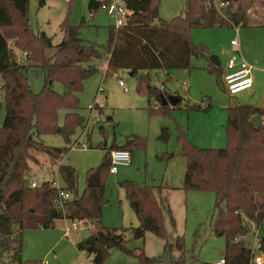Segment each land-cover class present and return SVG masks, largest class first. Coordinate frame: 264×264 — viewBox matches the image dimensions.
<instances>
[{
    "label": "trees",
    "instance_id": "trees-1",
    "mask_svg": "<svg viewBox=\"0 0 264 264\" xmlns=\"http://www.w3.org/2000/svg\"><path fill=\"white\" fill-rule=\"evenodd\" d=\"M131 14L126 24L115 29L110 26L107 52L101 53L98 46L81 38L77 27L72 26L67 16L59 25L62 39L55 47L45 32H34L28 22L29 0H0V78L3 102L0 110L4 117L0 126V251L9 254L8 263L25 264L22 260L21 233L26 229L50 228L56 219L86 220L91 226L89 236L76 243L78 250L91 256L93 264H102L110 248L125 249V232L133 239H142L146 232L164 240L163 252L173 249L180 254L170 264H185L184 240L177 235L169 242L164 226V212L171 213L164 190L165 185H138L132 180L120 182L126 198L138 219V225L128 228H109L101 222L104 205L102 169L109 172V153L112 149H127L132 154L134 137H127L121 145H112L96 169L99 184L86 187L80 196L73 194L76 171L69 165H59L58 173L65 181L64 189L73 198L62 206L54 199L56 188L48 181L30 188L24 175L29 170V161H35V152H45L51 159L60 160L68 147H49L40 140L46 132L66 136L75 126L82 125L83 118L76 113L79 107L78 93L84 80L98 68L96 63L107 58L106 74L118 70L132 72L138 77V92L159 103V95L166 94L149 83V72L162 70L166 77L173 69H190L193 57L207 59L205 47L192 41L191 31L207 27L249 28L255 25L264 28V22L250 21L246 9L233 1L218 7V1L184 0L183 13L170 20L159 15L160 0H123ZM264 6V1L262 2ZM44 6L45 0H38ZM101 9L99 0H88L92 13ZM13 46L27 51L23 62H18ZM55 48L51 55L45 50ZM208 71L220 69L208 61ZM39 70L44 77L40 91L33 92L27 82V72ZM54 82L63 85V92L53 88ZM181 101V98H180ZM180 101L176 104L178 105ZM160 104V103H159ZM157 105V104H156ZM151 106L150 113H168V105ZM59 108L67 110L64 125H58ZM259 114L261 125L255 127L250 118ZM227 145L224 148H200L192 145L184 133L178 135L180 154L185 160L183 190L207 191L214 194L217 211L215 233L226 238L223 257L227 264H251L253 252L249 246L235 245L237 237L244 236L249 228L244 219L256 226L264 221V108L250 104H237L227 108ZM158 138L166 142L167 127H161ZM173 156L157 155L168 160ZM89 177V176H88ZM260 249L264 250V237ZM135 255L139 264H162V256L150 257L140 250L127 251ZM28 263V262H27ZM41 263V262H40ZM30 261L29 264H40Z\"/></svg>",
    "mask_w": 264,
    "mask_h": 264
},
{
    "label": "rangeland",
    "instance_id": "rangeland-1",
    "mask_svg": "<svg viewBox=\"0 0 264 264\" xmlns=\"http://www.w3.org/2000/svg\"><path fill=\"white\" fill-rule=\"evenodd\" d=\"M264 0H235L233 9L241 6L251 22L259 24L264 22ZM184 0H160L159 15L162 19L170 20L183 13ZM67 16L69 23L77 27L82 39L98 46L101 53L107 52L109 28L113 26V18L105 9H100L91 16L88 10V0H45L44 6L38 5V0H29L28 22L34 32H45L52 39L55 47L62 39L59 25ZM84 18V21L82 20ZM236 27H207L195 28L191 31L192 41L205 47L207 57L220 56L223 68L227 54L232 52L230 41L242 43L246 53L253 48L264 57V28L242 29L243 39L235 32ZM240 28V27H239ZM12 40H9L10 43ZM13 42V41H12ZM11 47L15 57L23 50ZM45 50L51 55L55 48ZM231 54V53H230ZM106 58L98 60V68L83 82V89L78 93L79 107L76 113L87 119L90 104L95 101L102 103L104 108L95 114L100 122L94 123L90 133L82 129V125L75 126L66 136L62 133L46 132L39 137L49 147H68L67 152L58 159H51L45 152H35V161H29L27 174L37 175L38 182L57 180L60 186L65 181L58 173V166L69 165L76 171V185L73 194L80 196L87 185L89 172L96 169L105 153L113 144L121 145L127 137L136 139L132 146V162L127 166H120L116 173L111 174L102 169L101 180L104 186V205L102 207L101 222L109 228H128L138 225V219L133 212L124 187L120 182L132 180L138 185H165L164 190L167 203L174 218L172 226L170 217L164 212L163 221L169 242H174L177 235L184 240L183 256L185 264H201L203 260L215 259L217 249L215 242L225 240L224 235L215 236V222L217 211L214 208V194L207 191L181 189L185 160L180 154L181 143L178 135L184 133L189 142L200 148H224L227 145L226 122L227 108L237 104H250L264 108V73L255 68L251 70L256 76L254 88L229 95L221 78V71H208L205 67L208 62L203 57H193L190 69H173L168 77L163 71H150L149 83L152 87L165 86L163 90L181 98L178 105L169 106L168 113H150L154 104L160 105L156 100L150 99L143 92H138V77L130 75L126 70H118L128 91L119 86L115 73L106 74ZM218 67L220 70L221 68ZM27 82L33 92L41 90L44 77L37 71L27 72ZM186 81V86L183 82ZM0 78V86H1ZM102 86L104 91L99 92ZM53 88L63 92L60 82H54ZM3 91L0 88V103L3 102ZM67 110L59 108L57 112L58 125H64ZM4 117V110H0V126ZM262 123V122H261ZM161 127H167L169 138L166 142L158 136ZM110 152V149L108 150ZM172 153L166 160L159 159L157 155ZM58 206V205H57ZM59 207V206H58ZM249 230L244 236L237 237L232 243L249 246L253 252L263 256L264 250L257 246L258 238L264 237V221L256 226L244 219ZM78 223V222H77ZM69 219H56L50 228L26 229L21 233L22 260L29 264L47 260V264H93L87 256L81 254L72 243L66 245L62 240L64 228L70 226ZM79 230H71V236L83 239L90 235L92 229L89 223L79 224ZM125 249L110 248L102 264H139L138 258L127 251H144L150 257L162 256V264H170L171 259L179 257L176 250L163 252L164 240L146 232L144 238L133 239L130 233L125 232ZM62 240L63 249L55 247ZM65 241V242H64ZM65 244V245H64ZM60 250L58 251V249ZM57 254V257L54 255ZM9 254L0 251V264L8 263ZM28 262V263H27Z\"/></svg>",
    "mask_w": 264,
    "mask_h": 264
},
{
    "label": "built area",
    "instance_id": "built-area-1",
    "mask_svg": "<svg viewBox=\"0 0 264 264\" xmlns=\"http://www.w3.org/2000/svg\"><path fill=\"white\" fill-rule=\"evenodd\" d=\"M101 2V9H105L107 14H109L113 18V26L115 29L123 26L126 24L128 17L131 14V10H129L123 0H99ZM229 4L227 1H218V7H225ZM92 16V13H90ZM12 42V41H11ZM11 42L8 43L9 47H11ZM231 47L233 50L231 54L228 56L224 63L223 70L221 72V78L224 83V87L226 92L229 95H234L240 91L248 90L252 86V77H251V66L242 58L238 53V43L236 40L230 41ZM13 49V48H12ZM27 56V51H22V53L17 57L18 62H23ZM106 58V57H105ZM107 61V58H106ZM107 68V62L105 65V70ZM117 77V81L119 86L123 88L124 91H128V88L125 86V82L121 77H118L117 72H115ZM186 81L183 82V85L186 86ZM160 90H164L165 86L160 84L158 87ZM98 91L101 93L104 91L103 87L100 86ZM89 108V116L87 119L83 120L82 129L86 133H90L92 126L94 123L100 122V118L98 115L95 114V111L102 110L104 108L103 104L98 103L95 101L93 104L88 106ZM109 173L114 174L117 172L120 166H127L131 164L132 155L129 150L127 149H112L109 153ZM24 179L27 181V185L30 188H36L40 186L43 182H38L37 175L35 174H25ZM48 181L52 187L56 188L57 195L54 199V203L58 206H62L68 200L73 198V194L68 190L64 189L63 186H60L57 180L54 178L53 180H46ZM78 222V223H77ZM86 220H73L71 221L70 226H66L64 228V232L67 235L71 230H79L82 227L79 224H86ZM258 238L257 246L260 249L261 245V238ZM252 250V249H251ZM253 252V250H252ZM42 264H47V261H43ZM204 264H227L224 257H220L216 260L205 262ZM251 264H264V258L261 255L256 254L253 252V257Z\"/></svg>",
    "mask_w": 264,
    "mask_h": 264
},
{
    "label": "crops",
    "instance_id": "crops-1",
    "mask_svg": "<svg viewBox=\"0 0 264 264\" xmlns=\"http://www.w3.org/2000/svg\"><path fill=\"white\" fill-rule=\"evenodd\" d=\"M256 27H262V26H257V25H255V26H253V27H249V28H245V29H257ZM263 28V27H262ZM242 29L243 28H239V27H236L235 28V32H236V34L240 37V42H241V40L243 39V36H244V32H242ZM237 43H238V41H237ZM237 49H238V53H239V55L242 57V58H244L245 59V61L251 66V70L253 69V68H255L259 73H264V57L260 54V52L259 51H257L256 49H255V47L253 48V51H251L250 53H246L245 52V50H244V48L242 47V43H238V46H237ZM231 50H233V47H231ZM231 53V52H230ZM230 53H228L227 54V57H226V59L228 58V56L230 55ZM214 58H215V61H216V64H219V65H214L213 63V65L214 66H216V67H220L221 66V60H220V56H217V55H214ZM210 62V60L208 59V57H207V62ZM225 61L226 60H224V63H225ZM211 63V62H210ZM223 67H224V65H223ZM221 68V72H222V70H223V68L222 67H220ZM160 71V70H159ZM162 71V70H161ZM130 73V72H129ZM164 73V72H163ZM251 77H252V86H251V88H254V86H255V81H256V76H254V75H252V73H251ZM250 88V89H251ZM166 93V92H165ZM164 95H175V94H169V93H166V94H164ZM256 106V105H255ZM132 155V154H131ZM132 162V161H131ZM55 222V221H54ZM215 236H219L218 234H216V233H214L213 232V239H214V237ZM62 240H66V245H68V243H72L74 246H75V248L77 249V247H76V243L78 242V241H80V240H82V239H77V238H74V237H72L71 236V233L69 232L67 235L65 234V232H63V235H62ZM62 240H60L58 243H56L55 244V247H56V249H57V247H60L61 246V248L63 249L65 246H63V244H62ZM237 240V239H236ZM215 244H216V249H217V255L215 256V259H211V260H203L202 262H201V264H204L205 262H208V261H212V260H216V259H218V258H220V257H223V254H224V248H225V240H220V241H217V242H215ZM65 245V244H64ZM60 250V248L58 249V251ZM78 250V249H77ZM81 254H84V255H86L87 256V259H88V261H92V257L91 256H89V255H87L85 252H83V251H80V250H78ZM54 257H57V254L56 255H54ZM47 261V260H46ZM40 264H42V262L40 263ZM53 264H58V263H53Z\"/></svg>",
    "mask_w": 264,
    "mask_h": 264
},
{
    "label": "water",
    "instance_id": "water-1",
    "mask_svg": "<svg viewBox=\"0 0 264 264\" xmlns=\"http://www.w3.org/2000/svg\"><path fill=\"white\" fill-rule=\"evenodd\" d=\"M82 20L84 21V18ZM208 59L214 65H219V64H216L214 55H210L208 57ZM129 74L131 75L132 72H130ZM179 101H180V97H178L177 95H164V94L159 95V103H160V105H163V106H165V105L174 106ZM250 121L255 127L258 128L261 125L262 119H261V116L259 114H255L250 118ZM98 184H99V173L97 171H94L88 177L87 186L88 187H95Z\"/></svg>",
    "mask_w": 264,
    "mask_h": 264
}]
</instances>
